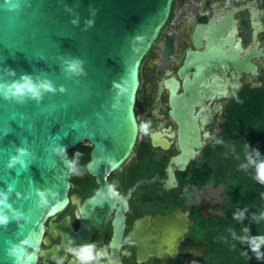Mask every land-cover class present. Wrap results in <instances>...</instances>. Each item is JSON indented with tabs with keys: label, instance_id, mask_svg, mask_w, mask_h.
<instances>
[{
	"label": "water",
	"instance_id": "obj_1",
	"mask_svg": "<svg viewBox=\"0 0 264 264\" xmlns=\"http://www.w3.org/2000/svg\"><path fill=\"white\" fill-rule=\"evenodd\" d=\"M173 2L0 0V216L7 218L0 222V264H36L46 219L70 200L80 205L82 216L78 231L68 219L60 223L69 238L89 239L105 226L122 200L106 176L133 152L140 65ZM219 29L213 28L204 50L188 52L180 68L186 74L182 93L172 80L181 152L169 161L166 188L177 185L172 164L185 169L194 147L203 144L196 107L238 88L243 73L258 72L256 53L242 55L239 42L226 50ZM26 83L35 93L27 87L17 91ZM83 142L91 144L86 167L99 187L81 201L79 194H69L74 167L69 150ZM116 220L113 243L119 248L123 211ZM193 223L180 209L152 220L144 216L125 242L138 245L140 260L155 255L168 264Z\"/></svg>",
	"mask_w": 264,
	"mask_h": 264
},
{
	"label": "flooded vegetation",
	"instance_id": "obj_2",
	"mask_svg": "<svg viewBox=\"0 0 264 264\" xmlns=\"http://www.w3.org/2000/svg\"><path fill=\"white\" fill-rule=\"evenodd\" d=\"M215 27H220L226 50L236 47L239 42L242 55L256 53L252 61L258 66V72L243 73L238 88L229 87L224 98L206 100L196 107L194 113L204 127L201 129L203 144L194 147L195 156L185 169L180 170L175 163L172 164L177 185L166 188L169 161L181 152L180 121L175 115L178 110L172 98L171 83L172 80L179 82L177 94L184 91L186 74H182L180 68L190 50L205 49ZM231 36L235 38L232 43ZM139 80L135 102L139 127L136 144L131 156L106 176L122 200L116 202L105 226L89 239L69 238L67 232L60 228L64 219H68L76 231L81 226V207L70 200L63 209L46 219L36 264H117V260L120 264H164L155 255L140 260L138 245L125 242V236L134 228L137 219L149 216L152 220L156 214L165 215L176 209L186 212L194 223L185 233L179 252L168 264H192L201 259L206 243L192 232L196 223L194 213L203 215L212 212L204 200L192 201V189H202L193 181L192 171L195 166L202 168V163L207 161L206 149L214 142L217 128L230 112L235 95L245 89L264 90V0H174L169 20L141 62ZM81 144L89 145L91 149L89 142ZM81 144L72 148V156L69 150L74 164L69 194H79L82 201L96 192L99 183L86 167L90 149L87 160L81 165L76 162ZM182 198L183 203L180 204ZM124 200L127 204L125 210ZM122 211L125 228L122 243L117 248L113 238L116 219ZM88 245L93 246L89 253L68 251ZM89 255L95 259L86 258Z\"/></svg>",
	"mask_w": 264,
	"mask_h": 264
},
{
	"label": "trees",
	"instance_id": "obj_3",
	"mask_svg": "<svg viewBox=\"0 0 264 264\" xmlns=\"http://www.w3.org/2000/svg\"><path fill=\"white\" fill-rule=\"evenodd\" d=\"M231 138L235 144L227 151ZM215 145L220 149L216 165L209 160ZM80 147L76 162L81 165L89 157L90 146ZM206 158L202 168L194 167L193 181L201 188L211 182L219 185L230 172L234 189L223 214L194 213L192 232L206 243L202 264H264L263 89H245L235 95L222 130L206 149Z\"/></svg>",
	"mask_w": 264,
	"mask_h": 264
},
{
	"label": "rangeland",
	"instance_id": "obj_4",
	"mask_svg": "<svg viewBox=\"0 0 264 264\" xmlns=\"http://www.w3.org/2000/svg\"><path fill=\"white\" fill-rule=\"evenodd\" d=\"M226 118L224 119L223 123H221V125L217 128V135L222 130ZM234 144H235V139L231 138L230 140L227 141L225 149L227 151H231V148L233 147ZM219 155H220L219 146L215 145L209 157V160H211L212 164L216 165L219 163ZM233 189H234V184L231 182V173L229 172L228 177L225 179V181H223L219 185H215L214 182H211L206 186L202 187V189L193 188L192 194L194 196V199H192V201L199 202L200 200H204L205 205L207 206L210 205L209 210L212 213L223 214L226 209L225 207L227 206L229 200L231 199ZM216 204H218L219 206L215 207ZM192 264H202V260L199 259L197 263H192Z\"/></svg>",
	"mask_w": 264,
	"mask_h": 264
},
{
	"label": "clouds",
	"instance_id": "obj_5",
	"mask_svg": "<svg viewBox=\"0 0 264 264\" xmlns=\"http://www.w3.org/2000/svg\"><path fill=\"white\" fill-rule=\"evenodd\" d=\"M73 68L75 67V65L72 66ZM25 87H27L30 91H33L35 93L36 89L33 87V85L31 83H26L25 85H18L17 86V91H22ZM41 87L44 88H50V84H42ZM261 175H264V168H262L261 170ZM7 218L4 216H0V222H4ZM261 242H264V238H262ZM92 245H88L87 247L83 248V249H69V252H81V253H89L90 250L92 249ZM98 255H103V253H98ZM86 258L88 259H95V257L89 255Z\"/></svg>",
	"mask_w": 264,
	"mask_h": 264
}]
</instances>
